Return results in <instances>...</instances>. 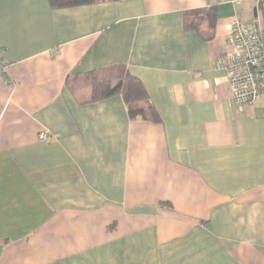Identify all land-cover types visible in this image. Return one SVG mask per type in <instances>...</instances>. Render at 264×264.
Segmentation results:
<instances>
[{"label": "crops", "instance_id": "crops-1", "mask_svg": "<svg viewBox=\"0 0 264 264\" xmlns=\"http://www.w3.org/2000/svg\"><path fill=\"white\" fill-rule=\"evenodd\" d=\"M258 1L0 0V264H264V98L218 65ZM118 64L159 122L90 101Z\"/></svg>", "mask_w": 264, "mask_h": 264}, {"label": "built area", "instance_id": "built-area-1", "mask_svg": "<svg viewBox=\"0 0 264 264\" xmlns=\"http://www.w3.org/2000/svg\"><path fill=\"white\" fill-rule=\"evenodd\" d=\"M258 9L263 10L264 0H259ZM250 22L233 20L231 33L235 51L226 60L219 61L227 73L230 95L239 106H253L264 98V25L258 11ZM5 64L0 60V71ZM40 139L49 141V136L40 134Z\"/></svg>", "mask_w": 264, "mask_h": 264}, {"label": "trees", "instance_id": "trees-1", "mask_svg": "<svg viewBox=\"0 0 264 264\" xmlns=\"http://www.w3.org/2000/svg\"><path fill=\"white\" fill-rule=\"evenodd\" d=\"M124 2L126 0H49L52 9H66L67 7L89 6L91 4H100V2ZM198 17L194 20L192 28H198L200 24L207 21L210 26H213L215 16L209 11L205 17H202L200 12H195ZM83 84L90 86L91 97L90 101L105 100L122 95L125 101L131 121L142 119L145 122H159V114L153 105L147 89L144 87L140 79L132 77L127 66L118 64L113 68L94 70L85 76L81 77ZM78 88L80 85L73 83V88Z\"/></svg>", "mask_w": 264, "mask_h": 264}, {"label": "rangeland", "instance_id": "rangeland-1", "mask_svg": "<svg viewBox=\"0 0 264 264\" xmlns=\"http://www.w3.org/2000/svg\"><path fill=\"white\" fill-rule=\"evenodd\" d=\"M83 85H86V84H83Z\"/></svg>", "mask_w": 264, "mask_h": 264}]
</instances>
